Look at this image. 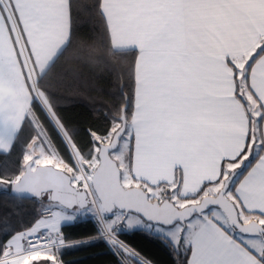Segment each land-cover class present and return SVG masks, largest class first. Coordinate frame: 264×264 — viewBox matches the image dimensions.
Here are the masks:
<instances>
[{"label": "snow or ice", "instance_id": "snow-or-ice-1", "mask_svg": "<svg viewBox=\"0 0 264 264\" xmlns=\"http://www.w3.org/2000/svg\"><path fill=\"white\" fill-rule=\"evenodd\" d=\"M69 50L112 77L87 140L64 115ZM21 143L0 187L38 207L0 217V264L96 244L153 264L130 233L171 264H264V0H0V156Z\"/></svg>", "mask_w": 264, "mask_h": 264}, {"label": "trees", "instance_id": "trees-1", "mask_svg": "<svg viewBox=\"0 0 264 264\" xmlns=\"http://www.w3.org/2000/svg\"><path fill=\"white\" fill-rule=\"evenodd\" d=\"M130 59V57H129ZM63 70L76 73L75 91L72 99L64 104V115L74 127L80 130V137L87 140L88 129H103L105 127V110L102 105H110L114 91L110 68L103 60L95 63H81L73 58L72 50L61 62ZM23 143L17 145L13 155L8 158L0 156V173L6 169L14 172L17 161L22 159ZM36 205L30 198H18L11 191L0 190V217L9 212H18L17 218H29ZM65 232L72 238L85 236L94 231L90 221H81L65 227ZM133 245L146 259L153 264H171V257L157 242L140 233H130L121 237ZM65 264H114V258L107 253L102 244H96L78 249H67L63 256Z\"/></svg>", "mask_w": 264, "mask_h": 264}, {"label": "water", "instance_id": "water-1", "mask_svg": "<svg viewBox=\"0 0 264 264\" xmlns=\"http://www.w3.org/2000/svg\"><path fill=\"white\" fill-rule=\"evenodd\" d=\"M13 193V192H12ZM14 195H16L17 196V194H15V193H13ZM25 198H28V196H27V194H25V196H24Z\"/></svg>", "mask_w": 264, "mask_h": 264}, {"label": "rangeland", "instance_id": "rangeland-1", "mask_svg": "<svg viewBox=\"0 0 264 264\" xmlns=\"http://www.w3.org/2000/svg\"><path fill=\"white\" fill-rule=\"evenodd\" d=\"M0 190H3V187H0Z\"/></svg>", "mask_w": 264, "mask_h": 264}]
</instances>
